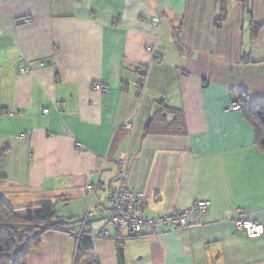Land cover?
Segmentation results:
<instances>
[{"label": "crops", "instance_id": "1", "mask_svg": "<svg viewBox=\"0 0 264 264\" xmlns=\"http://www.w3.org/2000/svg\"><path fill=\"white\" fill-rule=\"evenodd\" d=\"M238 92L264 101V0H0V195L73 223L47 231L27 264H264V235L233 222L264 225V152L230 110ZM161 109L168 125L182 113L185 134L145 133ZM120 155L148 217L209 211L184 231L107 226ZM95 208L88 230L110 238L81 251L78 221Z\"/></svg>", "mask_w": 264, "mask_h": 264}, {"label": "trees", "instance_id": "2", "mask_svg": "<svg viewBox=\"0 0 264 264\" xmlns=\"http://www.w3.org/2000/svg\"><path fill=\"white\" fill-rule=\"evenodd\" d=\"M259 26L254 28L255 33ZM237 94L241 100L240 106L243 115L254 129L256 145L264 152V101L251 107L244 92ZM164 112L165 110L161 109L150 117L145 133L151 134L156 128L157 130L154 132L185 134L182 113L172 109L171 113L175 119L168 125L160 119ZM6 153V148L0 150V165L3 163ZM2 180L3 178L0 177V182ZM72 224L71 221H60L57 218L52 203H44L20 211L5 203L0 195V264H27L30 252L41 243V238L47 231L64 230V227ZM89 233L90 230L85 228L79 235L81 251H86L92 240Z\"/></svg>", "mask_w": 264, "mask_h": 264}, {"label": "built area", "instance_id": "3", "mask_svg": "<svg viewBox=\"0 0 264 264\" xmlns=\"http://www.w3.org/2000/svg\"><path fill=\"white\" fill-rule=\"evenodd\" d=\"M26 22L28 23L29 21ZM150 50H152V48H150ZM29 71V68H21L19 72L20 74H27ZM138 73L140 80L137 84L142 92L146 86V71L144 68H140ZM93 88L97 89L100 88V86L94 85ZM104 91L108 92L107 89H104ZM239 109H241L239 104H233L230 107V110ZM45 112L48 113L47 111ZM9 113L13 114L12 111H9ZM124 129L130 130V126L125 124ZM77 148L80 153L85 152V148L80 143L77 144ZM116 163L119 170L118 183L110 195V207L107 211L106 218L107 226L115 230L127 231L131 237L139 236L146 228H150L156 233H159V227H161L163 231H184L189 228V220L192 217L204 215L209 211L211 205L210 201H199L184 211L173 212L156 218L148 217L145 212L146 201L143 195L128 186L125 155H120ZM88 190L92 192L93 187H89ZM160 200V197L156 198L157 202ZM100 210V208L89 210L80 217L79 221L83 224L84 229L89 227V219ZM233 222L237 229L243 231L250 239H257L264 235L263 224L244 219L240 214L233 219ZM89 236L91 239L110 238V234L106 229L101 231L90 229Z\"/></svg>", "mask_w": 264, "mask_h": 264}]
</instances>
